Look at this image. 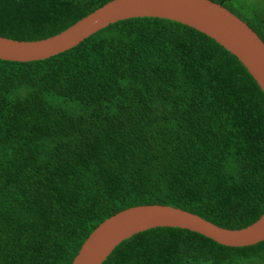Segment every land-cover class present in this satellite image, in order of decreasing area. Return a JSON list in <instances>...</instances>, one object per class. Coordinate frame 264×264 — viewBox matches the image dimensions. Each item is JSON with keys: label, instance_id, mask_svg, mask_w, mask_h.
I'll return each mask as SVG.
<instances>
[{"label": "trees", "instance_id": "obj_1", "mask_svg": "<svg viewBox=\"0 0 264 264\" xmlns=\"http://www.w3.org/2000/svg\"><path fill=\"white\" fill-rule=\"evenodd\" d=\"M110 0H0V35H55ZM264 40V0H213ZM168 204L227 228L264 213V93L205 33L144 16L43 60L0 59V264H72L126 208ZM103 264H264L178 227L122 241Z\"/></svg>", "mask_w": 264, "mask_h": 264}, {"label": "water", "instance_id": "obj_2", "mask_svg": "<svg viewBox=\"0 0 264 264\" xmlns=\"http://www.w3.org/2000/svg\"><path fill=\"white\" fill-rule=\"evenodd\" d=\"M144 16L175 20L210 36L239 59L264 93V40L246 21L213 0H110L65 30L43 39L0 35V59L29 62L50 58L110 24ZM156 227L189 229L227 246H248L264 240V213L246 227L227 228L168 204L132 206L101 222L72 264H103L122 241Z\"/></svg>", "mask_w": 264, "mask_h": 264}]
</instances>
